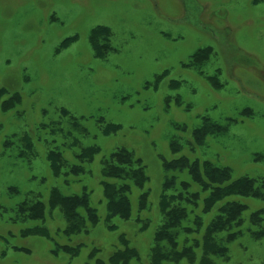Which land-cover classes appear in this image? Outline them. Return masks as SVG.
<instances>
[{"label":"rangeland","instance_id":"obj_1","mask_svg":"<svg viewBox=\"0 0 264 264\" xmlns=\"http://www.w3.org/2000/svg\"><path fill=\"white\" fill-rule=\"evenodd\" d=\"M206 124L222 130L200 144L193 133ZM119 148L141 160L148 178L131 190L128 221L107 220L101 185L102 161ZM53 150L83 174L55 176ZM180 157L228 168L233 179H264V0H0V264H109L121 236L138 254L129 264H151L162 192L175 197L181 183L190 196L199 192L186 171L164 166ZM54 187L66 195L85 187L99 217L71 237L60 216L47 218L56 242L82 246L74 258L54 256L43 237L21 236L27 225L12 220L19 202L46 201ZM205 196L175 230L177 251L199 243L193 259L162 264L201 261L216 214L201 213ZM240 201L243 221L228 231L239 233L214 236L226 253L209 256L211 264H264V236L255 235L264 216L251 223L264 201Z\"/></svg>","mask_w":264,"mask_h":264},{"label":"trees","instance_id":"obj_2","mask_svg":"<svg viewBox=\"0 0 264 264\" xmlns=\"http://www.w3.org/2000/svg\"><path fill=\"white\" fill-rule=\"evenodd\" d=\"M107 126L103 131L107 130ZM219 130H222L221 126L206 124L201 129L194 130L193 135L201 136V139H198L201 144L204 135L213 134ZM116 131H118V128L111 130V132ZM172 150L175 151V149ZM97 151L99 152L98 149H91L90 153L96 154ZM80 158L82 160L87 159L83 154L80 155ZM108 158L103 160L101 164L103 177L101 185L107 211L106 218L107 220L119 218L128 221L132 214L131 190L133 188L142 189L148 178L141 160L134 159L132 153L127 150L119 148L110 154ZM62 159L61 153L56 150L51 151L48 157L50 169L55 176L83 174L84 169L81 166H69ZM164 166L172 169L178 168L180 172L186 171L194 184L199 187V192L190 196L187 192L188 185L186 183L180 184L182 189L181 191H175V197L168 196L165 193L168 191L166 189L162 192L160 210L163 221L154 235L153 247L150 251V262L151 264H162L169 261L178 262L182 258L193 259L194 249L199 246V243L193 240L189 247L177 251L175 230L181 228L182 223L187 219L188 209L198 207L201 193L206 194L205 197L201 198L203 204L201 213L208 214L216 208L215 217L208 226L206 225L203 232L202 241L205 247L203 250V246L201 248L202 259L199 262V264H211L209 256L222 257L226 253V249L216 243L214 236L218 233H228L227 240L230 241L239 233L229 234L228 231L232 226H238L243 221L239 216L245 211L246 207L240 199L254 198L264 201V179L249 177L233 179L228 168H217L208 161L200 163L194 160L189 164L186 159H181V157ZM171 184L175 185L174 180L171 181ZM146 199L147 193L142 192L138 197L140 212L146 208ZM59 216L64 223V227L60 229V232L65 237L86 235L99 220L96 209L90 206L85 187L78 194L68 195L63 194L58 188L54 187L51 189L47 200L43 202L41 200L24 199L17 204L12 220L15 223L20 222L27 225L26 228L20 231L21 236H40L50 241L53 244L51 253L54 256L64 254L71 258L77 257L82 246L80 244H59L51 236L49 226H46L51 222L50 219L55 218L54 220H56ZM263 216L264 209L252 215L251 223L259 226L263 221ZM135 220L139 221L138 218ZM194 225L197 230L200 229L202 218L196 216ZM183 231L186 233L191 232L189 228H183ZM255 235L264 236V228L260 229ZM119 240L122 248L116 250L107 258L109 264H129L132 259H138L137 252L129 245L125 237L121 236ZM96 264H103V260L98 259Z\"/></svg>","mask_w":264,"mask_h":264}]
</instances>
